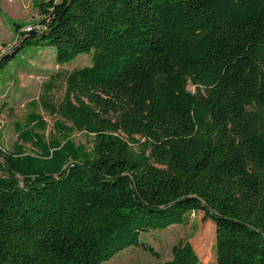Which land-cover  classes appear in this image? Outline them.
Here are the masks:
<instances>
[{"label":"trees","instance_id":"16d2710c","mask_svg":"<svg viewBox=\"0 0 264 264\" xmlns=\"http://www.w3.org/2000/svg\"><path fill=\"white\" fill-rule=\"evenodd\" d=\"M56 72L0 148V264H101L204 213L216 264H264V0H48ZM65 85L52 101L57 82ZM192 86L193 91L189 90ZM40 109L53 118L48 137ZM93 136L90 154L70 139ZM161 264H200L188 242Z\"/></svg>","mask_w":264,"mask_h":264},{"label":"rangeland","instance_id":"374dc122","mask_svg":"<svg viewBox=\"0 0 264 264\" xmlns=\"http://www.w3.org/2000/svg\"><path fill=\"white\" fill-rule=\"evenodd\" d=\"M48 0H36V2ZM60 1V0H59ZM40 17L33 0H0V57L9 54L20 44L15 33L14 23L22 26L21 31L36 26ZM54 47H23L2 70H0V148L12 151L14 145H22L27 154L35 153L27 144L17 140L15 123L23 124L26 116L33 111L30 104L37 100L42 86L54 73H66L73 69L90 66L92 52L81 54L66 64H57ZM189 86V90L193 91ZM65 85L56 83L52 101L58 103L64 95ZM37 114L47 123L45 136L48 137L53 118L40 109ZM70 139L76 146H83L90 154L93 136L73 130ZM3 172L0 171V177ZM204 213L197 212L187 216L181 225L165 230H150L142 233L140 242L152 249L153 253L142 247H129L110 260L101 264H161L171 258V248L179 243L188 242L195 250L200 264H216L215 228Z\"/></svg>","mask_w":264,"mask_h":264},{"label":"built area","instance_id":"2783aa9c","mask_svg":"<svg viewBox=\"0 0 264 264\" xmlns=\"http://www.w3.org/2000/svg\"><path fill=\"white\" fill-rule=\"evenodd\" d=\"M39 28H40L39 25H36V26H30V27L24 29V32L29 33V32H31V31L38 30ZM17 37H19V36H17Z\"/></svg>","mask_w":264,"mask_h":264}]
</instances>
